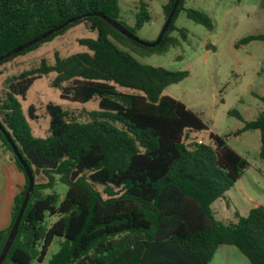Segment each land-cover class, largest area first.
<instances>
[{"label": "trees", "instance_id": "obj_1", "mask_svg": "<svg viewBox=\"0 0 264 264\" xmlns=\"http://www.w3.org/2000/svg\"><path fill=\"white\" fill-rule=\"evenodd\" d=\"M173 1L163 5L165 18ZM184 2L179 1L161 41L150 47L93 14L123 25L117 0H0V56L83 14L87 15L17 54L35 49L78 22L96 32L95 38L79 39L85 50L65 57L55 54L52 64L41 59L37 66L0 83V124L34 177L2 264H30L33 256L42 260L53 238H59L60 245L49 264H208L222 244L236 247L250 264H264V206L256 205L244 216L235 212V221L217 220L211 208L249 162L227 144L226 135L209 131V143L199 142L197 133L207 124L183 102L163 94L167 85L185 78L186 71L141 65L109 38L150 51L175 45L178 40L169 35L172 31L186 38L184 29L174 25ZM184 10L195 23L211 27L204 13ZM149 19L146 4L140 1L134 27L123 26L136 35L135 29ZM252 40L264 41V34L248 35L240 43ZM49 73L60 98L94 100L98 110L78 121L49 101L47 133L34 137L19 99L36 78ZM32 111L29 106L34 118ZM254 129L261 132L259 157L264 160V108L234 133ZM0 147L25 177L14 197L10 222L0 230L1 252L28 182L1 131ZM56 181L67 185L61 199L53 190ZM54 215L58 218L44 229L45 217Z\"/></svg>", "mask_w": 264, "mask_h": 264}, {"label": "rangeland", "instance_id": "obj_2", "mask_svg": "<svg viewBox=\"0 0 264 264\" xmlns=\"http://www.w3.org/2000/svg\"><path fill=\"white\" fill-rule=\"evenodd\" d=\"M146 4L150 19L135 29L136 36L153 42L165 20L163 5L167 0H117L118 20L126 27L133 28L139 2ZM183 8H192L208 16L211 27L195 23L179 10L174 25L184 29L186 38L181 39L178 31L169 33L178 40L175 45L164 44L156 50L137 47L119 39L110 40L141 65L160 66L169 71H186L182 80L167 85L163 94L170 95L188 108L198 113L207 124V129L199 133L198 139L209 143L208 132L226 135V142L250 166L222 196L216 199L211 208L220 221H235V212L244 216L256 205L264 206V160L259 157L261 132L245 130L234 132L255 119L264 108V41L252 40L240 43L248 35L264 34V0H185ZM95 38L96 32L83 22L68 27L49 41L35 49L17 54L12 59L0 63V83L21 71L30 69L44 59L52 64L54 55L60 57L85 50L79 43L81 38ZM52 74L36 78L25 97L19 99L22 114L34 137H44L49 125L45 105L51 101L78 121L86 120V113L97 111L96 101L79 103L62 99L56 88L51 86ZM33 107L34 118L28 107ZM13 162L0 148V190L7 178L2 165ZM38 181H43L37 176ZM67 185L56 181L53 190L63 198ZM52 191V190H48ZM57 215L46 216L43 221L46 229ZM59 238H53L42 260L33 256L30 264H49V260L59 249ZM40 246L36 245L35 251ZM208 264H250L236 247L222 244L214 252Z\"/></svg>", "mask_w": 264, "mask_h": 264}, {"label": "water", "instance_id": "obj_3", "mask_svg": "<svg viewBox=\"0 0 264 264\" xmlns=\"http://www.w3.org/2000/svg\"><path fill=\"white\" fill-rule=\"evenodd\" d=\"M180 0H174L173 1V4H172V7L167 15V17L165 18L164 20V23L162 25V28L160 30V32L158 33L156 39L151 42V43H147L141 39H139L136 35H134L132 32H130L128 29H126L123 25H121L120 23L106 17L105 15L101 14V13H93L97 16H100L101 18H103L107 23H109L110 25H112L115 29H117L120 33H122L124 36L140 43V44H143V45H146V46H150V47H153L155 45H157L160 41H161V38L163 36V34L165 33V31L167 30L171 20H172V17L175 13V10H176V7L178 5ZM87 14H83V15H80V16H76V17H72V18H68L66 21H64L63 23L45 31L44 33L36 36L35 38L25 42L24 44L20 45V46H17L15 48H13L12 50H10L9 52H7L6 54H4L3 56H0V61L11 56V55H14V54H17L19 52H21L22 50H24L25 48L31 46L32 44L44 39L45 37L49 36L50 34H52L53 32H56L60 29H62L63 27H65L66 25L74 22V21H77L78 19H81L83 17H85ZM0 131L3 133V135L5 136V139L7 140V142L9 143L10 147H11V150L13 151L16 159L18 160V162L20 163V165L22 166L23 168V171L25 173V176L27 178V187H26V190H25V193H24V196H23V199L21 201V204H20V207L18 209V212L15 216V219L13 221V224L9 230V233H8V236L6 238V241L1 249V252H0V264H2L4 258L6 257V254L16 236V233H17V230H18V225H19V222L22 218V215H23V212L26 208V205L29 201V198H30V195H31V192L33 190V185H34V177H33V174H32V171L30 170V167L29 165L26 163V161L22 158L20 152L18 151L15 143L12 141L11 137H10V134L7 133L5 131V129L3 128V126L0 124Z\"/></svg>", "mask_w": 264, "mask_h": 264}, {"label": "crops", "instance_id": "obj_4", "mask_svg": "<svg viewBox=\"0 0 264 264\" xmlns=\"http://www.w3.org/2000/svg\"><path fill=\"white\" fill-rule=\"evenodd\" d=\"M2 154L7 155L3 151ZM2 169L3 174H6L7 178H5L3 181L0 190V230L8 226L10 222L11 209L14 203V197L25 183V177L23 173L18 170L14 162L3 164Z\"/></svg>", "mask_w": 264, "mask_h": 264}, {"label": "built area", "instance_id": "obj_5", "mask_svg": "<svg viewBox=\"0 0 264 264\" xmlns=\"http://www.w3.org/2000/svg\"><path fill=\"white\" fill-rule=\"evenodd\" d=\"M199 142H201V140H198Z\"/></svg>", "mask_w": 264, "mask_h": 264}]
</instances>
